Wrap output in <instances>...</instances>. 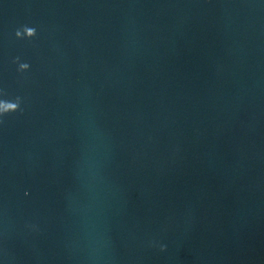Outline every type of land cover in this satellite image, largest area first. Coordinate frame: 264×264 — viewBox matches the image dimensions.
I'll return each mask as SVG.
<instances>
[{"label": "water", "instance_id": "obj_1", "mask_svg": "<svg viewBox=\"0 0 264 264\" xmlns=\"http://www.w3.org/2000/svg\"><path fill=\"white\" fill-rule=\"evenodd\" d=\"M0 93V264H264V0H0Z\"/></svg>", "mask_w": 264, "mask_h": 264}, {"label": "clouds", "instance_id": "obj_2", "mask_svg": "<svg viewBox=\"0 0 264 264\" xmlns=\"http://www.w3.org/2000/svg\"><path fill=\"white\" fill-rule=\"evenodd\" d=\"M37 35V32L34 28L29 26H24L22 29H18L16 32V36L18 39H33ZM16 63L19 64V71L21 73L30 71V65L27 63H22L19 61V58H17ZM3 93H0L2 95ZM22 103L21 98L17 97L15 102H8L0 100V124H3V117L8 116L10 114H14L18 111H20V105ZM161 251H166L165 246H161Z\"/></svg>", "mask_w": 264, "mask_h": 264}]
</instances>
